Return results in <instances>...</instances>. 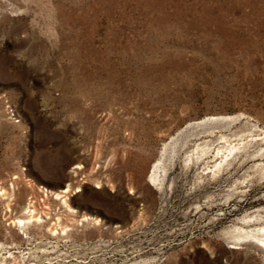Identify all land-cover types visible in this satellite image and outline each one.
Listing matches in <instances>:
<instances>
[{
  "label": "rangeland",
  "instance_id": "1",
  "mask_svg": "<svg viewBox=\"0 0 264 264\" xmlns=\"http://www.w3.org/2000/svg\"><path fill=\"white\" fill-rule=\"evenodd\" d=\"M262 242L264 0H0V264Z\"/></svg>",
  "mask_w": 264,
  "mask_h": 264
},
{
  "label": "bare ground",
  "instance_id": "2",
  "mask_svg": "<svg viewBox=\"0 0 264 264\" xmlns=\"http://www.w3.org/2000/svg\"><path fill=\"white\" fill-rule=\"evenodd\" d=\"M150 177H152V176H150ZM155 177H156V176H155ZM150 179H151V178H150ZM150 179H149V180H150ZM151 180H152V179H151ZM151 180H150V181H151ZM153 180H154V179H153ZM155 180H156V178H155ZM156 181H157V180H156ZM154 182H155V181H154ZM18 222L21 223L22 221L19 220ZM259 243H261V242H259ZM262 243H263V242H262ZM263 244H264V243H263ZM263 246H264V245H263Z\"/></svg>",
  "mask_w": 264,
  "mask_h": 264
}]
</instances>
